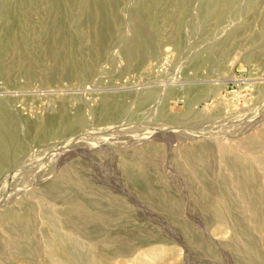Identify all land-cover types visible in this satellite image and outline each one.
<instances>
[{"label": "rangeland", "instance_id": "rangeland-1", "mask_svg": "<svg viewBox=\"0 0 264 264\" xmlns=\"http://www.w3.org/2000/svg\"><path fill=\"white\" fill-rule=\"evenodd\" d=\"M0 264H264V0H0Z\"/></svg>", "mask_w": 264, "mask_h": 264}, {"label": "bare ground", "instance_id": "bare-ground-1", "mask_svg": "<svg viewBox=\"0 0 264 264\" xmlns=\"http://www.w3.org/2000/svg\"><path fill=\"white\" fill-rule=\"evenodd\" d=\"M139 31V30H138ZM141 34V33H140ZM138 37V36H137ZM108 106V105H107Z\"/></svg>", "mask_w": 264, "mask_h": 264}]
</instances>
